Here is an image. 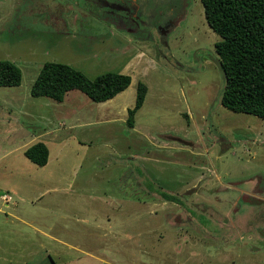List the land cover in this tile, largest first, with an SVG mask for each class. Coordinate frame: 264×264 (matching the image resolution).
<instances>
[{"label": "rangeland", "instance_id": "1", "mask_svg": "<svg viewBox=\"0 0 264 264\" xmlns=\"http://www.w3.org/2000/svg\"><path fill=\"white\" fill-rule=\"evenodd\" d=\"M217 40L201 0H0V264H264V118L221 104ZM46 61L131 82L56 102Z\"/></svg>", "mask_w": 264, "mask_h": 264}, {"label": "trees", "instance_id": "2", "mask_svg": "<svg viewBox=\"0 0 264 264\" xmlns=\"http://www.w3.org/2000/svg\"><path fill=\"white\" fill-rule=\"evenodd\" d=\"M208 26L218 36L214 43L217 65L224 78L221 104L234 112L264 118V0H201ZM21 69L14 62L0 59V86L21 83ZM131 82L128 74L105 72L90 79L81 70L66 63L46 61L41 66L32 86L31 95L62 102L73 89L84 92L93 101L113 98ZM147 87L140 82L133 108L128 109L127 122L133 126V117L142 106ZM32 163L45 165L49 149L37 141L24 149ZM158 195L190 211L194 210L172 193Z\"/></svg>", "mask_w": 264, "mask_h": 264}, {"label": "built area", "instance_id": "3", "mask_svg": "<svg viewBox=\"0 0 264 264\" xmlns=\"http://www.w3.org/2000/svg\"><path fill=\"white\" fill-rule=\"evenodd\" d=\"M2 198H3V199H7L8 196H6V195H2Z\"/></svg>", "mask_w": 264, "mask_h": 264}, {"label": "crops", "instance_id": "4", "mask_svg": "<svg viewBox=\"0 0 264 264\" xmlns=\"http://www.w3.org/2000/svg\"><path fill=\"white\" fill-rule=\"evenodd\" d=\"M78 121H80V120L78 119Z\"/></svg>", "mask_w": 264, "mask_h": 264}]
</instances>
